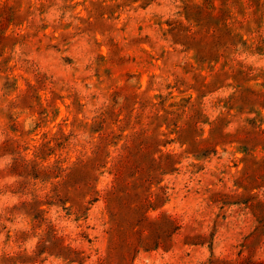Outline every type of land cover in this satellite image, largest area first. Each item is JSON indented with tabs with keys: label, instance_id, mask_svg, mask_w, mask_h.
Here are the masks:
<instances>
[{
	"label": "rangeland",
	"instance_id": "374dc122",
	"mask_svg": "<svg viewBox=\"0 0 264 264\" xmlns=\"http://www.w3.org/2000/svg\"><path fill=\"white\" fill-rule=\"evenodd\" d=\"M0 264H264V0H0Z\"/></svg>",
	"mask_w": 264,
	"mask_h": 264
}]
</instances>
